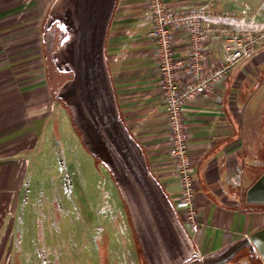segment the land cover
<instances>
[{
  "label": "crops",
  "instance_id": "obj_1",
  "mask_svg": "<svg viewBox=\"0 0 264 264\" xmlns=\"http://www.w3.org/2000/svg\"><path fill=\"white\" fill-rule=\"evenodd\" d=\"M55 1L0 0V234L6 210L22 185L16 161L2 156L3 146L9 144L6 140L17 143L24 133L32 137L35 124L48 123L57 110L43 42ZM169 2L176 11L215 6L216 14H233L237 32L264 36V0ZM153 29L148 0H119L107 57L121 117L173 203L180 197L181 185L171 155ZM175 40L178 56L186 58V37L178 35ZM223 49L221 36L213 35L205 47L209 72L221 66ZM184 113L200 209V230L189 229L190 237L198 255L207 257L264 229V209L243 206L249 189L264 175V41L211 94L189 102Z\"/></svg>",
  "mask_w": 264,
  "mask_h": 264
},
{
  "label": "water",
  "instance_id": "obj_2",
  "mask_svg": "<svg viewBox=\"0 0 264 264\" xmlns=\"http://www.w3.org/2000/svg\"><path fill=\"white\" fill-rule=\"evenodd\" d=\"M119 0H56L43 42L54 75L63 80L56 100L70 113L89 155L111 175L130 217L145 264H230L242 252L264 263V229L226 249L200 257L174 205L125 125L107 57ZM264 175L247 203L264 206Z\"/></svg>",
  "mask_w": 264,
  "mask_h": 264
},
{
  "label": "rangeland",
  "instance_id": "obj_3",
  "mask_svg": "<svg viewBox=\"0 0 264 264\" xmlns=\"http://www.w3.org/2000/svg\"><path fill=\"white\" fill-rule=\"evenodd\" d=\"M47 63L55 96L63 80L48 54ZM30 135L3 146L22 185L5 213L0 264H144L111 175L85 150L62 104Z\"/></svg>",
  "mask_w": 264,
  "mask_h": 264
},
{
  "label": "built area",
  "instance_id": "obj_4",
  "mask_svg": "<svg viewBox=\"0 0 264 264\" xmlns=\"http://www.w3.org/2000/svg\"><path fill=\"white\" fill-rule=\"evenodd\" d=\"M148 7L154 24L151 38L158 47L160 90L169 119L171 155L181 185L180 197L173 205L183 226L198 233L197 180L189 155L184 109L189 102L211 94L225 82L233 68L252 58L261 49L264 36L255 31L237 32L233 14H216L211 5L176 11L169 0H148ZM215 34L223 39L224 49L221 66L209 72L205 65V47ZM178 35L186 37L189 52L184 59L176 51Z\"/></svg>",
  "mask_w": 264,
  "mask_h": 264
},
{
  "label": "flooded vegetation",
  "instance_id": "obj_5",
  "mask_svg": "<svg viewBox=\"0 0 264 264\" xmlns=\"http://www.w3.org/2000/svg\"><path fill=\"white\" fill-rule=\"evenodd\" d=\"M57 80H59V79H57ZM60 81V80H59ZM59 85V84H58ZM261 178H259V180H260ZM259 180H257L256 181V183L253 185V186H255L258 182H259ZM252 186V187H253ZM251 187V188H252ZM250 188V189H251ZM249 189V190H250ZM249 192V191H248ZM248 192H247V194H248ZM247 194H246V196H245V199L243 200V206H245V207H250V208H263L264 209V206H260V205H255V204H248L247 203ZM260 200H263L264 201V196H261L260 197ZM244 261L246 262V263H244ZM232 263H234V264H264L263 262H262V260L260 259V258H258V257H256V256H251L249 253H247V252H242L241 254H239L236 258H235V260L233 261V262H231L230 264H232Z\"/></svg>",
  "mask_w": 264,
  "mask_h": 264
},
{
  "label": "trees",
  "instance_id": "obj_6",
  "mask_svg": "<svg viewBox=\"0 0 264 264\" xmlns=\"http://www.w3.org/2000/svg\"><path fill=\"white\" fill-rule=\"evenodd\" d=\"M56 96V95H55ZM55 96H54V98H55ZM55 100H56V98H55ZM57 103H59V104H61L59 101H56ZM69 113V112H68ZM69 115H70V113H69ZM70 118H71V116H70ZM73 128L75 129V131H76V133L78 134V136L81 138V136H80V133L78 132V130L73 126ZM97 163H99L98 161H96ZM127 210V209H126ZM127 214H128V212H127ZM129 216V215H128ZM130 218V217H129ZM129 222H130V220H129ZM130 226H131V222H130ZM131 229H132V226H131ZM132 231H133V229H132ZM133 234H134V232H133ZM134 236H135V234H134ZM135 238H136V236H135ZM136 240H137V238H136ZM140 249V248H139ZM140 256H141V258H142V260H143V262H144V264H145V261H144V257H143V255H142V253H141V250H140Z\"/></svg>",
  "mask_w": 264,
  "mask_h": 264
}]
</instances>
